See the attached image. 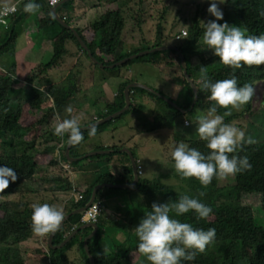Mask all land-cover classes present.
I'll use <instances>...</instances> for the list:
<instances>
[{
    "label": "trees",
    "instance_id": "16d2710c",
    "mask_svg": "<svg viewBox=\"0 0 264 264\" xmlns=\"http://www.w3.org/2000/svg\"><path fill=\"white\" fill-rule=\"evenodd\" d=\"M72 1L64 4L62 8L68 7ZM90 1L92 2L93 0H87L86 3L90 4ZM96 1L98 3L101 2V4H96L93 8L98 6L101 9L100 15L85 29H76V27L75 29L87 44L93 57L102 66H113L131 56L138 55L140 52L165 46L164 36L161 35V28L163 26L160 22L161 24L158 26L160 40L157 43L156 41L153 44L145 42V45L134 48L130 52L124 51L128 41L127 29L131 26L130 31L133 30L134 33L137 30L143 31L147 7H149V2L153 0ZM37 2L40 4V9L38 13L32 15L35 18V23H38V28L59 26L58 33L52 36L49 41L52 46L51 48H53V57L48 63L35 67L39 71L38 76H48L52 70L55 72L59 68L62 63L61 57L67 56L66 44L70 40L76 43L89 60L87 52L81 48L73 33L56 22L42 1ZM191 3H194V1L192 0ZM194 4L196 10L191 23L187 27V36L177 41L175 45L176 51L156 52L151 56L130 62L114 71L129 72L133 65L142 64L150 65L169 73L177 82L181 89L180 91L187 93L188 99L185 102L179 101V103H175L184 111L190 108L193 93L183 75L178 52L183 57L187 76L196 89L199 88L198 76L199 67L201 66L207 67L209 76L214 81L230 78L231 75H235L238 86L250 83L254 87L255 93L252 100L245 105L241 113H235V109L231 110L233 113L226 116L224 122L232 123L245 130L248 122L247 115L253 109L254 99L258 96L256 89L260 85L264 86V65L246 66L233 72L231 68L221 64L218 57L214 56L210 49V55H200V46L198 44L200 43L203 29L201 25L202 20H200L198 15L202 11V4ZM219 6L221 9L228 7V14L232 15L236 24L245 26L250 34L259 35L264 33V17L259 15V11L264 10V0H225ZM179 13L177 11L178 16ZM64 23L72 25L71 17H67ZM125 29L126 32H124ZM15 38L16 36L12 30L9 40L0 47V52L6 51ZM132 40L135 39L132 38ZM93 65L92 67H95ZM79 73V75L69 74L65 81H60L67 82L68 86L53 84L47 87L46 90L36 91L31 98H20L12 102L11 95H14L12 93L16 92L13 87L15 83L14 79L12 75L4 74L0 71V165L12 168L16 173V180L9 182L8 186L0 191V264H41L42 260L48 261L49 264H67V255L64 249H69L68 246L78 239L81 240V245L84 247L85 237L92 231V229L80 231L71 243L61 251L47 248L49 247L47 246L48 235L41 236L42 241L38 243L41 250L28 253L23 247L29 241L36 239L37 234L31 228L32 204L30 200L25 198L27 195L38 196L42 192L43 200L40 203L63 205L65 214L68 215L84 207L89 202L93 188L96 185H130L134 180L129 155L118 152L127 147V144L120 143L119 145L111 144L103 148H96L94 151L92 150L93 152L114 151L115 153L111 155L89 157L76 163H71L75 174L79 175L80 179L84 180V182H78L75 185L72 179L63 178L68 177L64 175L58 178H43L42 182L48 186V189H40L38 186H35L34 180H36L38 174L37 161L40 158H46L50 150H58L62 141L53 132H47L44 129L45 125L47 123L50 124L52 118H56L55 122H57V116L64 119L88 111H86L88 108L87 103L75 100L79 93L81 94L79 86H82L84 82L82 78L84 76L83 72ZM92 78L93 75H90L86 79L87 86L92 84ZM118 78L123 80V83L117 89L116 97L112 101H106L103 98L105 101L103 111L95 119L92 118L90 123L112 115L125 106L124 91L128 86L134 84L135 81H125L121 75ZM28 80H26V83H33V80L29 82ZM101 81L102 83H106L107 79L102 78ZM23 95L28 94L23 93ZM136 95L142 96L139 97V100L146 97L156 104L158 102L163 105V110L161 109L159 112L150 108L153 125L163 130L175 131L177 125L183 124V114L162 101L159 97L147 91L131 90V100L134 102L139 101L136 99ZM261 99L259 106L264 105V95ZM213 103L214 101L208 99V93L200 91L197 102L192 110L187 113V116L189 113L191 115L187 120L194 122L196 112L198 110L206 111ZM159 104L157 105L160 107ZM69 107L72 108L71 113L66 111ZM132 107L133 105L131 104ZM92 108L94 109L91 106L90 109ZM225 111L227 110L218 108V114H223ZM125 114L113 121L97 126L96 133H102L107 128L114 126ZM146 118L149 119L148 117ZM237 120H240V122H236ZM86 125L84 124V126ZM252 126L258 131H263L261 133L264 134V130L257 128L254 124ZM83 135V141L78 145L72 146L70 151L71 158H82L90 152L85 150V145L91 137L88 136L87 131L83 132ZM174 139L175 141L172 143L170 149L165 150L167 152L164 154L163 164L166 173L178 181L175 186L178 191H173L171 187L163 185L157 177L153 180H148L143 178L142 174L140 175L139 183L133 190L116 189L120 192L119 195L129 198L125 206L126 213L121 216V220L127 223V226H119L115 221L104 220L107 225L112 227V225L117 224L120 231L124 230L127 233L126 240L116 252L104 255L97 248L94 251L92 250V245L99 239L98 232L92 241L89 242L94 263L149 264L137 251V241L134 233L135 227L144 218L145 212L151 210V205L154 202L165 203L170 199L175 200L179 195L185 193L191 196H198L200 191H204L205 195L199 198L205 204L211 206L213 209L212 215L206 220H198L193 213L189 212L179 217V219L193 224L194 227L205 230L214 228L216 230V237L214 242L207 246L203 253L197 254L196 259L187 262V264H264V136L261 138L254 137V143L246 145L243 151L238 153V155H246L248 157L249 162L252 164L251 170L228 178L214 177L206 189L202 188L195 178H181L176 173L174 162L171 158V153L179 142H184L189 147L198 148L206 154L208 149L205 146V142L199 139L182 140L176 134L174 135ZM41 140L44 143L46 142V148L43 151L37 150L35 147V145L42 143ZM66 150L67 144L66 148L60 151L61 159H52L48 165L56 166L58 161H67ZM131 152L138 161V165L142 166L134 151L131 150ZM80 184H84L85 186L82 187L81 185L82 188L77 193L79 189L78 185ZM116 190L101 188L97 191L96 197L102 191L109 192ZM136 192L141 196L142 200L138 201L134 198ZM48 194H60L62 196L51 200L47 198ZM108 194L111 195V192ZM108 194L106 193L102 197L100 195L98 200L95 197V202H101L103 196L106 197ZM78 195L83 196L80 202L76 201ZM13 196H20V199L11 200ZM100 216L96 222L98 227L101 222H104ZM80 219V214H78L71 216L67 220L55 235L53 247L60 246L67 239V236L83 225ZM79 221L80 224L78 225ZM112 222L116 224H112ZM74 247H77V245L72 246L71 249ZM77 248L79 251V247ZM83 254L86 257V253L83 252ZM82 263L90 264V261L88 258H85L82 259Z\"/></svg>",
    "mask_w": 264,
    "mask_h": 264
},
{
    "label": "rangeland",
    "instance_id": "374dc122",
    "mask_svg": "<svg viewBox=\"0 0 264 264\" xmlns=\"http://www.w3.org/2000/svg\"><path fill=\"white\" fill-rule=\"evenodd\" d=\"M93 1L92 2L90 1L89 4L86 3L87 0H73L71 4L65 9L61 7L58 10V14L61 15L64 12L68 13L71 16V24H74L73 23L74 19H77L78 16L81 14L83 17L87 19V20L85 19L86 23L83 24V26L86 28V26L92 24V22H94L101 13V9L98 8V6H95V8H93L94 5L101 4V2L98 3V1L96 2L95 0ZM191 1L192 0H153L149 2V7H147L146 21H145V25L143 26V31L137 30L134 33L133 30L130 31L131 26H129V28L127 29V31L129 32V33L127 32L128 41L127 44L125 45L126 47L124 51L130 52L131 50H134V48L145 45V42L153 44L156 41L157 43L160 40L158 26L161 23L163 26L161 28L162 29L161 35L164 36L163 37L164 45L175 46L178 41L175 39V36H177V34L182 31L187 33V27L191 23V20L194 17V13L196 10L194 3L202 4V11H200L198 15L200 20L206 23L208 20L214 19V17H212L207 12V9L209 7L208 0H193L194 3H191ZM75 4L78 5L77 9ZM177 11L180 12L179 16L177 15ZM222 11H223V20L218 21V23L227 22L230 25H237L232 15L228 14L229 12L228 7H223ZM29 15L31 16H26L24 17V19L26 20L32 19L35 22L34 16L32 14ZM62 18H65V20H67V16H62ZM10 19L11 18H7L8 23L6 26L0 25V37H3L4 39V40L1 39L2 42L0 43V45L3 42L5 44L9 40V35L11 32ZM79 24L81 25V23H77L75 25L79 26ZM56 27L57 30L53 34V36L59 31V26ZM46 28L44 29L49 32L51 31L50 27H46ZM45 30L43 31L45 32ZM17 31H19V29H17ZM15 32L13 31V33L16 36ZM124 32H126V29ZM6 36L8 37L6 38ZM132 38H134L135 40H132ZM198 45L200 46V55L203 56L210 55L209 49L205 48L201 40ZM47 46L50 48L49 50V52H51L50 56H48L47 53H45L44 56L40 55L38 57H35L43 65L49 62L50 59L53 57V48H51L52 46L50 42L48 43ZM66 49L68 55L61 57L62 63L59 66V68L55 72L52 70L51 74H49L48 76L47 75L38 76L39 71L35 69L34 66L32 68L27 69L28 65L24 60L25 58L15 56L14 51L11 48V45L6 51H1L0 67L5 68L6 73L12 75V78L14 79L15 83H19L17 81L23 80L24 83L23 82L22 83L26 84L24 87L17 85L13 86L16 92L12 93L14 95H11V101L15 102L17 99L20 98H31L36 91L46 90L47 87L53 84L68 86L67 82H60L56 84L54 81L55 78L60 79L62 78L61 75L65 76L67 73L79 75L80 74L79 72L81 73L83 72L84 74L86 73V71L92 72L89 73V75H93L92 84L87 86L86 79L84 78V76H82L84 82L82 83V86H79V88L81 89V94L79 93L78 97L75 100L82 103L85 102L89 104L88 107L92 106L94 107V109L92 108L87 112H84L85 119L82 121L83 126L84 124L90 123L92 118L95 119L96 117H98L100 112L103 111V106L105 104L103 98H105L106 101H112V99L116 97L117 89L123 83V80L118 78L120 75L125 81L134 80L135 81L134 84L138 83L154 91H157L160 95L164 96L165 98H168L171 102L174 101L173 103H179V101L185 102V100L188 99L187 93L180 91L181 89L179 88L177 82L169 73L156 69L150 65L136 64L133 65V67L130 69L129 72L107 71V70L99 69L96 66L92 67L93 64L87 59V57L78 48V46L74 41L72 40L68 41L66 44ZM84 68L87 70L85 71ZM16 71L17 74L16 73L13 74V72ZM94 75H95V81H94ZM102 78L107 79L106 83H102L101 81ZM27 79H29L28 82L30 80H33V83L32 84L26 83ZM24 91H26L27 94L29 93L30 94L23 95ZM179 93H181V95H179ZM256 93L258 96L254 99L252 105L253 109L247 115L248 122L245 128V132H246V136L252 138L254 137L261 138L264 136V134L261 133L263 131L256 130L252 126V124H254L257 128L264 130V105L259 106V101L264 95V86L263 85L258 86V89H256ZM136 96H137L136 98L137 100H139V97H142L140 95H136ZM157 104L159 103L157 102ZM157 104L146 97L139 100L138 102L132 101L133 107L130 109V111H128L121 120L117 121V123L114 126L107 128L102 133H96L95 136L91 137V139L85 145V150L90 151L89 153H87V155H89L91 153H94L93 151L96 148H103L106 147V145H111V144L119 145L120 143H126L127 147H124V149H127L129 151L133 150L135 155L139 159V163L142 165L139 166L137 163L138 172L140 173V175L142 174L143 178L148 180H153L157 177V179L163 185L171 187L173 191H178L175 187L178 181L173 176L168 175L165 171V167L163 164L165 158L164 154H166L167 152L165 150L170 149L172 143L175 141L174 139L175 134L178 135L180 138H182V140L199 139V137L196 134V123L195 121L193 122L192 120L189 121L187 120L188 117H191L190 113L187 116V113L190 110H192L189 109V111L182 110L183 113L182 116L184 117L182 118L183 124L177 125L176 126L177 129L175 131H167V130H163L162 128H158L156 125H153L152 113L150 112V108L151 110L155 109L158 112L161 109L163 110V105L159 104L160 105L159 107ZM244 107L245 106H243L238 110H234V112L241 113ZM146 117H148L149 119H147ZM55 121L56 118H52L51 123L50 124L47 123L44 129L47 132H53V129L56 124ZM236 122L239 123L240 120H237ZM41 142L42 143L40 144L42 145L37 144L35 145V147L37 150L43 151L46 148L45 145L46 142L44 143L42 140ZM66 144H67L66 142L61 141L58 150H54V151L50 150L49 153L46 155V158H40L37 161L38 174L36 180H34L35 186H38L40 189H48V186L42 182L43 178H52V177L58 178L67 175L68 177H63V178L72 179L71 176L72 174H75V172L73 171L74 169L72 168L70 162L58 161L56 166L48 165V163L52 159H61L60 151L63 148H66ZM120 151L118 152L120 153ZM129 162L130 164H132L131 159ZM76 177H78L77 183L84 182V180L80 179L79 175ZM81 185L82 187L85 186L84 184L78 185L79 189L77 193L80 192V189L82 188ZM102 192L96 197L97 200L99 199L100 195L102 197ZM109 192H111V195L108 194ZM109 192H107L109 198H106L107 196L106 197L103 196V201H105L104 199H106L109 202L108 205L109 208H112L111 200H114V198L117 195H119L120 192L118 190L109 191ZM41 193L42 192H40L38 196L27 195L25 198L30 200L31 204L40 203L43 200V195H41ZM61 196L62 195L60 194L57 195L48 194L47 198L54 200L56 197L58 198ZM134 198L138 201L142 200L141 196L137 192L134 194ZM19 199L20 196H13L11 198V200H19ZM117 200L123 201V198L117 196ZM100 212H102V208ZM83 215L84 214H80V218H82ZM111 216L112 215H106L104 214V212H102L100 217L103 220L104 219L112 220ZM79 224L80 221L78 225ZM112 224H116V223L112 222ZM98 232H99V239L96 241V243L94 242V245H92V250L94 251L95 248H97V250H100V252H102V254L104 255H108L116 252V250L122 246V244L125 241V237L127 236V233L124 230L121 231L119 230L117 224L112 225L111 227L107 225L105 220L104 222H101L99 224ZM39 241H42L41 236L37 235L36 239L29 241V243L26 244L25 247H23V249L28 251V253L41 250L40 245L38 244ZM74 245H77V247H79V251L77 247H74L72 250H69ZM47 248H50V246ZM68 248L69 249H64V252H66L67 255L66 257L67 264H83L82 259L88 258L87 254L86 257L83 254V252L84 253L86 252L84 250V247L81 245L80 239H78L73 244L69 245ZM41 264H49V262L46 260H42Z\"/></svg>",
    "mask_w": 264,
    "mask_h": 264
},
{
    "label": "clouds",
    "instance_id": "9594fccd",
    "mask_svg": "<svg viewBox=\"0 0 264 264\" xmlns=\"http://www.w3.org/2000/svg\"><path fill=\"white\" fill-rule=\"evenodd\" d=\"M208 2L207 12L214 19L201 22V42L205 48L210 49L219 62L233 72L246 66L264 65V33L253 35L243 25L218 23L223 20V11L219 4H223L224 0ZM17 3L22 4V10L27 14H36L40 9L37 0H16V3H11L0 11V25H7V17L16 12ZM259 15L264 17V10H260ZM198 84L199 88L195 91L208 93V99L214 101L206 111L198 110L195 114L196 134L200 141L205 142L208 152L205 154L198 148L179 142L175 145L171 158L174 169L181 178H195L206 189L214 177L228 178L252 168L248 157L238 153L246 145L254 143V139L246 136L244 129L225 123L224 120L231 114V110L247 105L252 100L255 89L250 83L238 86L235 75L214 81L206 66L199 67ZM218 108L227 111L218 114ZM66 111L71 113L72 108L69 107ZM84 119V113L64 119L57 116L53 134L70 146L78 145L84 139ZM86 130L89 137L96 135L95 124H87ZM15 180V170L0 165V191ZM204 195V191H200L198 196L181 194L177 199H170L165 203L154 202L151 210L145 212L134 233L137 251L149 264H187L214 242V228L205 230L179 219L189 212L198 220L210 217L213 209L199 198ZM64 219L63 205L33 203L31 206V228L39 236L58 231Z\"/></svg>",
    "mask_w": 264,
    "mask_h": 264
},
{
    "label": "water",
    "instance_id": "95a60500",
    "mask_svg": "<svg viewBox=\"0 0 264 264\" xmlns=\"http://www.w3.org/2000/svg\"><path fill=\"white\" fill-rule=\"evenodd\" d=\"M69 1H71V0H64L58 6L49 9V11L53 15V17L56 20V22L61 27L66 28V29L70 30L73 33V35L75 36V38L79 42L81 48L85 52H87L89 60L96 67H98L99 69L107 70V71H114V70H116L118 68H121V67L127 65L130 62L142 59V58L147 57V56H151V55H153V53L161 52V51H176L177 50L175 46H162V47L155 48V49H152V50H147V51H144V52H140V53H138V55L131 56L130 58H127V59H125V60H123V61H121V62H119V63H117V64H115L113 66H102L93 57V55H92L91 51L89 50L87 44L82 39V37L79 35L78 31L76 29H74L72 26H70L69 24L64 23V21H62V19L58 16V14H57L58 10L61 8V6H63L64 4L68 3ZM178 57H179V60H180V66L182 68L183 75H184V77H185V79H186V81H187V83H188V85L191 88L192 93H193V100H192V104H191L192 106H190V108H189V109H192L194 107L195 103L198 100V93H197V91H195L196 88L193 85L192 81L187 76L184 60H183V57H182L180 52H178ZM137 89L138 90L147 91V92L159 97L165 103H167L168 105H171V107L175 108L176 110H179L182 113V110L175 103L171 102L168 98H165L164 96L160 95L157 91H154V90H152V89H150V88H148L146 86H143L141 84L136 83V84H132V85L128 86L125 89V91H124L125 106L121 110H119L118 112H116V113H114L112 115H108V116H106V117H104V118H102L100 120H97V121H95L92 124H95L96 127H97V126L103 125V124H105V123H107L109 121H113V120L119 118L120 116H122L123 114H125L126 112H128L131 109V104H132V102H131V90H137ZM189 109H188V111H189ZM82 131L83 132L87 131L86 130V126L82 127ZM71 148H72V146L68 145L67 150H66V159H67L68 162H70V164L71 163H76L79 160H83V159L89 158V157L107 156V155H111V154L115 153L113 151L94 152V153L86 155V156H84L82 158H71V156H70ZM120 154H128L130 159H131V161H132V167H133V173H134V180H133L132 184H130V185L100 184V185L95 186L93 188V192H92V195H91V198H90L89 202L84 207H82V208L78 209L77 211L69 214L68 216H65V219H64L61 227L67 222V220L71 216L78 215V214H84L88 210V208L93 204V202H95L96 193H97V191L99 189L108 187V188H122V189L133 190L136 187V185L139 183V180H140V173L138 172L137 160L133 156L132 152L127 150V149H123L122 151H120ZM86 228H91L92 232L84 240V250H85L86 254L88 255V259L90 261V264H95L94 263V258L92 257V255L90 253V250H89V242L92 241L93 237L98 232V226L95 223H88V224L85 223L81 227H79L76 230H74L60 246H58L57 248H54L53 247V241H54L55 235L58 232V231H56L55 233H52L50 236H48L47 245H49L50 248H53L54 250H62V249H64L66 246H68L71 243V241L74 239V237L80 231H82V230H84Z\"/></svg>",
    "mask_w": 264,
    "mask_h": 264
},
{
    "label": "crops",
    "instance_id": "0c3cea01",
    "mask_svg": "<svg viewBox=\"0 0 264 264\" xmlns=\"http://www.w3.org/2000/svg\"><path fill=\"white\" fill-rule=\"evenodd\" d=\"M2 2H4V3H2ZM1 4H8V2L5 0H0V5ZM77 7H78V5H76V9H77ZM20 9H21L20 14L17 16H14L13 19L12 18L10 19V25H11L10 30L11 31L13 30L14 32L16 31L15 32L16 38L13 41V43L11 44V48L13 49L15 56L25 58L24 60L26 61V64L28 65L27 69L32 68L33 66L37 67V66L43 65L35 57H38L40 55L44 56L45 53H47L48 56L51 55V52H49L50 48L47 45L50 41V38L56 32L57 27L56 26L50 27V29H51L50 32L45 30L44 28L39 29L38 26L36 25V23L32 19H27V20L24 19V17L31 16V15L23 12L22 7ZM58 16L61 18H62V16L71 17L68 13H65V12L61 15L58 14ZM85 19L86 18L80 14L77 19H74V21H73L74 24H72L71 26L74 28L76 27V29H85V27L83 26V24H85L86 20H87V19L86 20ZM77 23H81V25L79 24V26H76L75 24H77ZM17 24H20V25H17ZM17 29H19V31H17ZM46 29H48V28H46ZM43 30H45V32ZM1 39L4 40L3 37H0V41H2ZM3 44H4V42L0 45V47ZM67 55H68V53H67ZM84 70L86 71L87 69L84 68ZM0 71L3 72L4 74H8V73H6L5 68L0 67ZM14 73L17 74V71L13 72V74ZM89 73H92V72L86 71V73H84L85 79H88L90 77ZM16 74H15V76H16ZM69 74L70 73H67L65 76L61 75L62 78H60V79L55 78V80H54L55 83H58V82L63 81V80L65 81L66 78L69 76ZM94 81H95V75H94ZM17 82H19V83H14V85L23 86V87L26 85V84H23L24 83L23 80H19ZM23 93L27 94L26 91H24ZM179 95H181V93H179ZM87 106H88V104H87ZM87 110H90V107H88L86 109V111ZM76 176H77L76 174H72V176H71L72 181L75 185L77 183V178H78ZM106 189L116 190V189H122V188H108V187H106ZM106 193H107L106 191H103L102 195H105ZM117 196L123 198V201L117 200ZM117 196L114 198V200H111L112 208H109V206H108L109 202L106 199H104L105 201H103V199H102V201L99 203L102 206V212H104V214L112 215L111 216L112 220L117 222L119 226H127V223H125L124 221L121 220V216H123L126 213L125 206H126V203H127L129 198L127 196H124V195H117ZM106 198H109V197L107 196ZM102 212H101V214H102ZM68 215L65 214V216H68ZM86 229H90V228H86ZM50 235H48V236H50ZM119 235H120V232H119ZM47 239H48V237H47ZM125 240H126V237H125Z\"/></svg>",
    "mask_w": 264,
    "mask_h": 264
},
{
    "label": "built area",
    "instance_id": "2783aa9c",
    "mask_svg": "<svg viewBox=\"0 0 264 264\" xmlns=\"http://www.w3.org/2000/svg\"><path fill=\"white\" fill-rule=\"evenodd\" d=\"M8 2V4H1L0 5V11H2L7 5L11 4V3H16V0H5ZM37 1H42L48 9H51L53 7L58 6L60 3H62L64 0H37ZM4 3V2H2ZM22 4L17 3L16 4V12L10 16H8L7 18H13L16 15H19L21 12V8ZM63 21H65V18H62ZM187 36L186 32H179L177 34V36H175V39L180 41L181 39H183L184 37ZM83 199L82 195H78L76 197V201L80 202ZM102 206L100 205L99 202H93V204L88 208V210L84 213V217L82 219V223H96L99 216H100V210H101Z\"/></svg>",
    "mask_w": 264,
    "mask_h": 264
},
{
    "label": "flooded vegetation",
    "instance_id": "af4514ba",
    "mask_svg": "<svg viewBox=\"0 0 264 264\" xmlns=\"http://www.w3.org/2000/svg\"><path fill=\"white\" fill-rule=\"evenodd\" d=\"M90 229H91V228H90ZM98 231H99V227H98ZM91 232H92V231H91ZM97 233H98V232H97ZM90 234H91V233H90ZM90 234H89V235H90ZM89 235H87L86 237H88ZM86 237H85V239H86ZM47 240H48V239H47Z\"/></svg>",
    "mask_w": 264,
    "mask_h": 264
}]
</instances>
